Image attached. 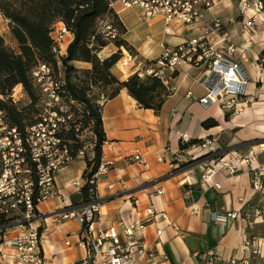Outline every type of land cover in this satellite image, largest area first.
Instances as JSON below:
<instances>
[{
  "label": "crops",
  "instance_id": "obj_1",
  "mask_svg": "<svg viewBox=\"0 0 264 264\" xmlns=\"http://www.w3.org/2000/svg\"><path fill=\"white\" fill-rule=\"evenodd\" d=\"M111 8L126 30L121 38L136 53L131 57L122 47L113 44L98 53V58L119 81L146 67L158 69V64L149 66L147 63L159 59L163 46L176 48L202 35V27L214 18L220 19L223 10L227 11V21L223 22L232 42L243 45L247 38L241 35L243 22L242 19L237 21L240 16L233 0H222L204 23L191 28L175 24L166 26L161 19L146 21L150 27L161 24L163 28L157 33L156 47L148 46L137 27L132 25L134 16L145 21L139 10H124L118 4ZM256 27L248 59L240 64L248 78L243 87L245 94L261 100L264 99V69L259 67L258 59L264 49V32L260 26ZM7 31L9 34L8 25ZM9 37L11 40L10 34ZM71 41L72 36L67 35L66 49ZM228 60L237 62V56L228 57ZM73 66L81 71L91 69V65L84 62H74ZM208 76L202 66H178L175 76L168 82L174 92L165 99L158 113L139 108L126 89H120L114 98L101 103L106 136L101 162L109 167L107 174L97 181L101 214L94 227L102 231L116 227L121 218L144 219L145 209L152 206L158 214L156 221L148 225L142 236H136L151 256L142 257L138 264H205L201 256L209 251L219 257L214 264H264V260L244 247L248 241L264 248V189L257 192L251 185V169L264 166V128L258 125L264 118V107L253 101L241 105L239 114L230 116L219 105L201 106L198 99L206 94ZM188 93L191 95L187 96ZM207 119L215 120L218 126L203 129L201 123ZM181 135H186L188 142L216 137L215 140L225 146V152L231 151V156L247 158L253 150H259L258 145L262 144V148L251 166L238 161L232 174L226 170L216 173L213 180L221 186L216 190L199 184L198 167L177 173L170 169L169 164L178 151L181 150L188 161L187 153L197 145L181 149ZM135 152L142 156L145 165L130 160ZM85 169L83 157L73 159L54 178L55 196L36 206L41 216L38 225L46 264H76L85 257L78 224L74 220L56 224L52 218L54 213L78 207L75 198L79 191L72 183L83 179ZM109 185L113 186L112 191ZM160 189L162 194H157ZM192 210L196 214H191ZM230 214L236 217L231 218ZM213 215L224 217L225 221H213ZM169 223L180 233L168 226ZM158 229L162 230L159 237Z\"/></svg>",
  "mask_w": 264,
  "mask_h": 264
},
{
  "label": "built area",
  "instance_id": "obj_2",
  "mask_svg": "<svg viewBox=\"0 0 264 264\" xmlns=\"http://www.w3.org/2000/svg\"><path fill=\"white\" fill-rule=\"evenodd\" d=\"M222 0H109L110 6L120 5L121 9H137L145 21L163 20L166 26L171 24L191 28L205 22L207 15L217 7ZM239 16L242 19L243 45H235L232 36L225 30V22L214 18L202 27L203 34L176 48L163 46L162 54L157 60L158 69L146 67L136 74L143 78L153 75L162 81L169 94L174 88L168 86L169 79L182 64L204 67L209 73L206 94L198 99V103L207 107L219 105L227 114L237 115L240 106L250 103L253 98L245 94L244 86L248 78L242 71L241 61L248 59V50L257 33V21H264V0H234ZM232 22V21H229ZM98 32L105 39L113 41L118 38V31L107 21L99 22ZM70 35L61 22L51 27L53 51L56 56L66 54V36ZM237 56V62H231L228 57ZM259 67L264 69V60ZM32 79L41 94L42 113L38 122L26 128L20 134L11 128L5 114L0 110V263L1 264H46L41 250V227L38 225L41 216L36 206L48 201L56 194L54 178L66 167L73 158L63 143L60 135L62 128L72 119L71 109L61 97L62 76L56 75L45 65H38L32 72ZM261 81V79H260ZM191 94L188 93L187 96ZM24 97L20 85L13 88L10 99L17 104ZM77 130V129H76ZM186 135L180 136L181 144L188 143ZM208 139L203 140L187 153L188 161L183 152L178 151L169 167L173 173L181 171L186 163L209 156L210 164L203 162L198 165L199 184L205 188L219 190L220 184L214 182L216 173L226 170L232 174L237 164L250 165L256 154L253 150L245 157L231 156L225 153ZM264 151V150H262ZM77 157H83V150ZM130 160L145 165L142 156L135 152ZM162 158L159 157L158 161ZM239 161V162H238ZM109 165L100 164L98 172L90 183L97 186L100 176L107 174ZM85 182L75 181L72 186L79 191ZM252 189L260 192L264 189V166L251 169ZM108 189L113 190L109 185ZM162 194V189L157 191ZM144 219L121 218L116 227L98 230L94 227L101 214V200L96 195L81 206L63 210L52 215L56 224L74 220L80 227L81 243L85 248V257L76 264H138L146 255L151 256L144 244L136 236L143 235L150 223L156 221L158 214L152 206L144 211ZM191 214H196L195 210ZM235 218V214L228 215ZM213 221L223 223L224 217L214 216ZM177 234L180 230L174 224H168ZM162 233L157 230V236ZM66 245H69L66 242ZM245 249L253 256L264 260V248L246 242ZM205 264H214L218 256L214 252H206L201 256ZM164 259V258H163ZM162 264V263H161Z\"/></svg>",
  "mask_w": 264,
  "mask_h": 264
},
{
  "label": "trees",
  "instance_id": "obj_3",
  "mask_svg": "<svg viewBox=\"0 0 264 264\" xmlns=\"http://www.w3.org/2000/svg\"><path fill=\"white\" fill-rule=\"evenodd\" d=\"M0 16L6 20L15 42V48H10L0 36V110L5 114L9 126L23 134L26 128L38 122L42 113V109H39L41 94L32 79L33 70L41 64L62 76L61 97L69 105L72 119L62 128L60 137L70 157L76 159L81 151L82 144L78 137L80 128L89 126L94 137L92 158L83 157L86 169L82 180L85 183L75 198L76 206L86 204L94 198L96 188L90 181L98 172L102 147L106 142L101 103L114 98L120 89H126L139 108L158 113L170 95L168 89L153 75L140 78L133 74L119 81L98 58V53L108 44L136 55L135 50L121 38L126 30L109 0H0ZM103 20L118 31L117 39L109 41L98 32L99 22ZM56 22H61L72 36L62 57L54 53L50 36L51 27ZM261 60H264V49L259 55L258 61ZM74 62L88 63L91 69L77 70ZM154 64L157 61L147 63L149 66ZM18 85L29 100L20 109L10 99L11 91ZM95 88L101 89L97 97L92 94ZM77 115L80 120H75ZM217 126L213 119L201 123L206 130ZM199 143L198 140H191L180 147L187 149Z\"/></svg>",
  "mask_w": 264,
  "mask_h": 264
},
{
  "label": "rangeland",
  "instance_id": "obj_4",
  "mask_svg": "<svg viewBox=\"0 0 264 264\" xmlns=\"http://www.w3.org/2000/svg\"><path fill=\"white\" fill-rule=\"evenodd\" d=\"M235 1L233 0V3ZM221 14V15H220ZM220 19L222 21H227V11L226 10H223L221 13H220ZM135 17V16H134ZM133 17V22H132V25L136 26L137 27V31L141 33V36L143 37V40L144 42L150 46V47H156V41H157V33L160 32V30H162L163 28L161 27V24H158V25H154V26H149L147 24L146 21H142L141 19H137L136 17L134 18ZM261 19H264V15L261 16ZM241 18L238 17L237 21H240ZM258 27L260 26L261 27V32H264V21H257V24H256ZM257 28V27H256ZM10 34V33H9ZM9 34H8V31H7V23L6 21H4V19L2 17H0V36L4 39L5 41V44L10 47V48H15V42L12 41V39L10 40V37H9ZM148 35L149 37L146 38L145 36ZM109 45V44H108ZM124 49V48H123ZM125 50V49H124ZM126 53H128V55H130L131 57H133V55L128 52L127 50H125ZM119 53H121L119 51ZM126 53H122V55H124V57H126ZM118 55V54H117ZM264 78V77H262ZM97 92H101V89H97L95 88L93 90V95H95L97 97ZM105 91H103L104 93ZM253 100L250 102L252 103L254 101H256V103H260V107H264V99H261V100H257V98L255 97H252ZM29 103V100L27 99V97L24 95V97L22 99H20V101L17 103V107L20 109V108H23L24 106H26L27 104ZM249 104V103H248ZM39 107V106H38ZM37 107V108H38ZM42 109V105L40 103V107L39 109ZM79 114V112H78ZM75 120H80V116L77 115V118H75ZM259 126H261L262 128H264V118H262L261 121H259L258 123ZM262 136H264V134H262ZM78 137H79V140H80V143L82 144V148L81 150H83V157H87L88 159L92 158V148H93V143H94V137H93V133L91 131V128L88 126L86 128H83L81 129L80 128V131L78 133ZM216 137H210V138H206L208 139L211 144H214L212 139H215ZM264 143V142H262ZM216 145L219 147L220 150H225L224 147L225 146H221L220 143H219V140H216ZM258 148L260 150V148H262V144L261 145H258ZM259 150H256V151H259ZM225 153H231V151L229 152H225ZM203 162H207V165L210 164V159H209V156L207 157H202V158H199L197 159L195 162L192 161V162H188L186 163L183 167H180L181 168V171H184V170H188L190 168H193V167H198V165H200L201 163ZM198 169V168H197Z\"/></svg>",
  "mask_w": 264,
  "mask_h": 264
},
{
  "label": "bare ground",
  "instance_id": "obj_5",
  "mask_svg": "<svg viewBox=\"0 0 264 264\" xmlns=\"http://www.w3.org/2000/svg\"><path fill=\"white\" fill-rule=\"evenodd\" d=\"M115 4H116V3H115ZM113 5H114V4H113ZM113 5H112V6H113ZM119 6H120V5H119ZM120 8H121V7H120ZM70 35H71V34H70ZM65 44H66V43H65Z\"/></svg>",
  "mask_w": 264,
  "mask_h": 264
}]
</instances>
